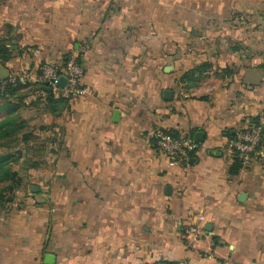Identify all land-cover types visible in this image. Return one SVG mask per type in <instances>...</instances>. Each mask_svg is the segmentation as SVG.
Returning a JSON list of instances; mask_svg holds the SVG:
<instances>
[{
    "label": "crops",
    "instance_id": "1",
    "mask_svg": "<svg viewBox=\"0 0 264 264\" xmlns=\"http://www.w3.org/2000/svg\"><path fill=\"white\" fill-rule=\"evenodd\" d=\"M0 40L34 138L0 264H264V159L229 175L232 137L264 118V0H0ZM70 52L90 93L52 112L35 79ZM205 66L226 75L179 83ZM152 131L202 138L171 165Z\"/></svg>",
    "mask_w": 264,
    "mask_h": 264
},
{
    "label": "built area",
    "instance_id": "2",
    "mask_svg": "<svg viewBox=\"0 0 264 264\" xmlns=\"http://www.w3.org/2000/svg\"><path fill=\"white\" fill-rule=\"evenodd\" d=\"M77 52H70L67 60L61 67L51 63H43L39 69V75L35 82L49 89L55 98L63 101H71L90 92L81 87L80 82L84 71L76 62ZM222 72L207 70L202 74L201 79L212 78ZM64 80L62 87L58 86L59 80ZM30 83V77L24 70L9 74L7 78L0 80V91L3 92L7 86L25 87ZM150 144L161 156L165 157L171 165L187 163L189 156L197 150V143L191 136L174 138L163 131H152L149 134ZM232 152L237 155L240 161L241 170L247 169L255 160L264 159V118L258 117L255 124L250 125L246 130L237 133L230 142ZM182 235L185 241H196L199 231L197 228L187 225L183 227ZM149 264H189L185 260L177 262L155 261Z\"/></svg>",
    "mask_w": 264,
    "mask_h": 264
},
{
    "label": "trees",
    "instance_id": "3",
    "mask_svg": "<svg viewBox=\"0 0 264 264\" xmlns=\"http://www.w3.org/2000/svg\"><path fill=\"white\" fill-rule=\"evenodd\" d=\"M12 55L13 53L10 48L3 40H0V65L8 62L12 58ZM68 55L69 54L64 57L63 63L67 60ZM76 62L81 66L80 53H77ZM209 69L210 67L205 66L183 73L179 78V83L185 85V88H189L200 80L202 74ZM223 74L226 75L225 72ZM41 87V93L46 96L45 105L48 109H51L52 112H54L59 105L63 106L67 102L55 98L51 92H45L46 90L44 91V87ZM24 88L19 86H7L3 92L0 91V206L6 201L5 195L13 194L21 185L19 175L12 169V166L20 160L18 157L20 145H27L34 140L29 124L23 120L19 114L20 109L18 104L22 102L19 93L20 90ZM257 120L258 118L254 119L252 123L255 124ZM235 135L232 137L231 141L234 139ZM232 153L233 160L229 169V175L233 177L237 176L241 170V165L237 155L234 152ZM191 158L192 155L189 156L188 162H190ZM36 166V164L28 165L29 168H34Z\"/></svg>",
    "mask_w": 264,
    "mask_h": 264
},
{
    "label": "rangeland",
    "instance_id": "4",
    "mask_svg": "<svg viewBox=\"0 0 264 264\" xmlns=\"http://www.w3.org/2000/svg\"><path fill=\"white\" fill-rule=\"evenodd\" d=\"M30 127H31V126H30ZM12 169H13L14 171H16L17 174H20V175H23L24 172H26V169H24V168L21 166V164H20L19 162H17L16 164H14V165L12 166ZM11 198L18 199V197H17V195H15V193H14V194H6V195H5V199H6V201H5L4 203L1 204V206H0V210L5 209L6 207H8V206H7V205H9L8 200L11 199Z\"/></svg>",
    "mask_w": 264,
    "mask_h": 264
},
{
    "label": "water",
    "instance_id": "5",
    "mask_svg": "<svg viewBox=\"0 0 264 264\" xmlns=\"http://www.w3.org/2000/svg\"><path fill=\"white\" fill-rule=\"evenodd\" d=\"M7 76H8V74H5V76H4V77L2 76L0 79H5V78H7ZM64 83H65V81L61 79V80H59V82H58V86H59V87H62V86L64 85ZM45 90H46L47 92H50L49 89H47V88H45ZM167 96H169V93L164 92V93H163V97L166 98ZM113 117H114V118L118 117V113L115 112V113L113 114ZM201 138H202V134H200V133L195 134L194 137H193V139H194V141H195L196 143H200V142H201ZM205 229L208 230L207 227H206Z\"/></svg>",
    "mask_w": 264,
    "mask_h": 264
}]
</instances>
